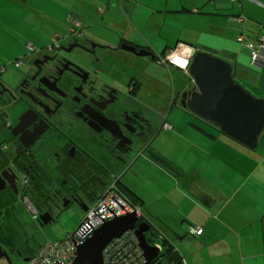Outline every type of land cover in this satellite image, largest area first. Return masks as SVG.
<instances>
[{
    "label": "crops",
    "instance_id": "1",
    "mask_svg": "<svg viewBox=\"0 0 264 264\" xmlns=\"http://www.w3.org/2000/svg\"><path fill=\"white\" fill-rule=\"evenodd\" d=\"M30 8L22 0H0V43L11 40L15 44L17 35L23 41V45L18 43L16 55L0 54V68L4 67L1 76L16 73L18 68L17 78L21 76L25 68L13 61L22 58L18 57L21 52L28 53L27 44L35 47L28 54L47 51L41 46L44 50L36 52L39 46L31 38H57L62 22L69 28L72 20L78 19L86 29L81 28L79 38L98 44L99 55H116L131 63L134 54L107 48L126 42L156 55L152 60L162 72L175 69L187 77V84L173 79L170 87L142 70L132 74L133 102L149 108L160 129L165 130L164 122L172 126L164 139L169 148L179 147V156L178 160L167 159L158 150L148 151V145L139 148L131 169L153 188L143 194L142 188L124 186L135 194L136 205L150 215L142 217L162 230L161 240L177 252L181 264H264V136L250 148L195 115L164 116L165 107L180 106L178 97L190 85V77L173 65L159 62V56L179 43L191 45L231 62L235 78L253 95L264 97V63L253 65L249 49L237 41L242 32L250 40L264 34V0H36ZM238 15L244 20L237 21ZM27 18L29 30L22 31L19 25ZM98 28L109 38L94 35ZM114 67L109 60L101 61V77L121 80L131 75ZM150 96L157 98L153 101L158 106L152 103L156 108L148 104L152 102ZM146 152L162 168L160 171L150 163L151 177L137 161ZM191 227H202V234H191ZM160 245L162 251L164 245Z\"/></svg>",
    "mask_w": 264,
    "mask_h": 264
},
{
    "label": "flooded vegetation",
    "instance_id": "2",
    "mask_svg": "<svg viewBox=\"0 0 264 264\" xmlns=\"http://www.w3.org/2000/svg\"><path fill=\"white\" fill-rule=\"evenodd\" d=\"M76 42L88 52L72 55L78 49L73 48L36 53L14 86L0 75V113L17 100L24 103L15 123L3 122L10 140L0 141V253L16 251L25 258L41 245L26 246L31 250L27 254L26 247H17L18 236L8 232L11 213L6 202L28 210L29 200L28 211L41 226L72 204L84 211L93 204L94 185L118 176L131 164L130 154L146 149L154 134L153 113L133 102V75L114 83L100 74L103 60L114 68L123 62L127 70L132 61L99 55L96 43L71 41ZM31 133L36 135L32 142ZM12 230L17 234L20 228L14 223Z\"/></svg>",
    "mask_w": 264,
    "mask_h": 264
},
{
    "label": "water",
    "instance_id": "3",
    "mask_svg": "<svg viewBox=\"0 0 264 264\" xmlns=\"http://www.w3.org/2000/svg\"><path fill=\"white\" fill-rule=\"evenodd\" d=\"M73 48L88 52L77 42L69 44L67 48L60 47V50L71 51ZM107 48L132 53L135 57H149L151 60L157 57L147 49H137L126 42L114 47L108 45ZM187 74L190 77V85L180 92V107L247 147H255L264 136V97L253 95L235 78L231 62L204 51L198 50L194 54L189 62ZM112 81L121 82L113 78ZM26 114L20 117L19 124L13 129L14 135H17L16 129L22 124ZM35 137L36 135L31 133L30 142ZM25 145L28 146L26 143ZM124 164L126 165L125 161ZM129 166L128 163L121 171L120 177L127 172ZM86 209L84 208V211ZM153 227L155 225L146 219L141 220L136 213L113 218L94 230L86 240L78 245L72 264H102L103 248L112 239L121 236L126 231H133L143 251L145 264H150L160 253L159 248L150 244L146 239L145 233ZM2 257L8 259L7 253L1 252L0 258ZM24 260L28 261V258Z\"/></svg>",
    "mask_w": 264,
    "mask_h": 264
},
{
    "label": "rangeland",
    "instance_id": "4",
    "mask_svg": "<svg viewBox=\"0 0 264 264\" xmlns=\"http://www.w3.org/2000/svg\"><path fill=\"white\" fill-rule=\"evenodd\" d=\"M36 2V0H22V3H24L25 5H28V7H31L30 9H33V5ZM35 8V7H34ZM26 15V13L24 14ZM29 24H30V20L27 18L25 20L24 23H20L19 25V29H21L22 31H28L29 30ZM62 27H60L58 29V34H57V38L54 37V35L52 36H48L44 39V35L42 38H39L38 35L36 33H34V36L38 37L37 39L35 38H31V40H33V44H35V46H39L38 47V51L39 52L41 50H44L45 47L48 44H51L52 42H58L59 48L56 50H60V47H68V45L70 44L71 38L72 37H68V29L66 28L67 24L65 22H62ZM82 30H86L84 28H82ZM39 29L37 28L35 30V32H38ZM95 33V32H94ZM94 35H97L98 38H109L107 36L106 33H104L103 30L101 29H96V33ZM14 39H16L14 42L15 44L10 40V41H6L3 40L0 43V54L1 55H16L17 53V49H18V43H20L21 45H23V41L18 39V35L14 37ZM48 39V40H46ZM36 40H39V42H36ZM25 46V44H24ZM41 46L44 47V49H41ZM28 51V50H27ZM35 52V53H36ZM25 51H23V53L21 52L18 56L21 59H18L21 61L22 63V69H27V65H29L30 61L33 59L34 57V53L28 54L25 53L26 56L23 57ZM78 53H82V50L79 49H75L72 52V55H78ZM116 56V55H115ZM134 61H132V65L135 64V68L134 69H130L127 70L125 63H119L117 64V70L121 69L123 72H127V73H131V74H135L137 70H142L145 74H149L151 76H153L154 78H158L160 80H162L164 83H166L168 86L171 87L172 85V81L173 79L175 80H180L182 81V83L187 84L188 83V79L187 77H185L181 72H177L175 71V69H171L170 73L163 71V68L161 66H157L155 60H151L148 59L147 57H133ZM137 60H136V59ZM114 66V65H112ZM24 69V70H25ZM136 69V70H135ZM16 73H5L2 76L4 77V79L10 83V85L14 86L17 83V72L19 71L18 69H15ZM23 70V72H21V75L25 72ZM13 74V75H12ZM16 75V76H15ZM19 78V77H18ZM184 79V82H183ZM121 83V82H120ZM124 90V87H123ZM149 101H152L151 103L148 102V104H150V106L154 107L158 106V102H155L157 100V98L155 96H150L148 98ZM155 100V101H153ZM152 103L154 105H152ZM24 108V103L20 100H17L11 104H9L8 106H5L2 110V113H0V141L2 140H10V135L8 133V128H5L3 126V122L8 121L10 123V125H12L13 123L16 122L17 118L19 117V115L21 114V112L23 111ZM156 108V107H154ZM164 105L160 106V109H163ZM159 109V108H158ZM155 112V111H154ZM164 112V116L169 115L172 117L175 113L177 115L180 116H194L192 113H190L187 110L182 109L180 106L178 105H169L167 107H165L163 109ZM152 113V112H151ZM156 113V112H155ZM185 114V115H184ZM158 126V127H157ZM155 127H157L156 129V134L154 133V138L150 137L147 141H148V151L150 150H158L157 152L160 153V155L166 157L168 159L169 156H171V158L178 160V156H179V147H171L169 148L168 144L165 142L164 137L165 136H169V131L160 129L159 125L156 124ZM159 129V130H158ZM153 138V139H152ZM166 138V137H165ZM167 139V138H166ZM151 141V143H150ZM139 149H136L135 151H133L130 156V159H135V157L138 155ZM168 154V155H167ZM139 163H143L142 165L145 168V171L147 172V175L149 177L150 176V171H151V164H154L155 167L159 168L160 171L162 170V168L155 164L156 162H154L151 157L149 156L148 152L145 153L144 156H140L137 160ZM137 172L133 169H131V167L129 168V170H127V172L123 173L121 176V184L122 185H126V186H132V187H136L137 189L142 188L141 191L144 192H148L150 190H152V186L148 187L146 186L145 182L140 180L139 178H137ZM144 180V179H143ZM148 183V182H147ZM6 204L8 205V211L11 213L10 218L7 220V227H8V232L12 233L13 235H15L16 237L18 236V241H17V247L20 249H24L26 246L30 247L31 249H36V247L39 244H42L46 241H55L58 240L60 238H63L68 232H72L81 222V220L83 219V217L85 216V212L83 211V209L78 205V204H72L71 206H69L68 208H66L65 210H63L62 212H60L59 214L56 215L55 218H53V221L45 226H41L37 220H35V218L33 217V214L31 212H29L27 209L19 208L18 206H12L9 203L6 202ZM10 205V206H9ZM27 205L30 206L32 205L30 203V201H27ZM31 207V206H30ZM141 208V207H140ZM142 214H144L146 217L150 218L149 213L146 211V209L143 207V209H141ZM12 222V223H11ZM16 223V225H18V227L20 228L19 232L16 234V232L14 230H12L13 228V224ZM148 238L151 240L152 244H155L156 242L159 244H162V246L164 245L163 242L161 241V239L159 237L154 236L152 233H150L148 235ZM34 247V248H32ZM31 252V250H29L27 247L25 249V251H23V254H27ZM7 257H2L0 258V264H28V262L24 261V257L18 256L16 254V251H7Z\"/></svg>",
    "mask_w": 264,
    "mask_h": 264
},
{
    "label": "built area",
    "instance_id": "5",
    "mask_svg": "<svg viewBox=\"0 0 264 264\" xmlns=\"http://www.w3.org/2000/svg\"><path fill=\"white\" fill-rule=\"evenodd\" d=\"M232 1L234 2L236 0ZM236 20L243 21L244 17L238 15L236 16ZM71 24L72 26L68 29V36L79 38L81 36V22L78 19H74ZM237 41L249 49L250 60L253 65H261L264 63V34H260L254 40H250L247 34L242 32L238 35ZM26 48L28 52L35 51V47L31 43L27 44ZM58 48V42L48 44L45 47L50 52L56 51ZM197 51L198 49L191 45L179 43L175 49L170 50L163 56H159V62L168 63L187 73L189 62ZM180 52H185L187 55L184 57L181 65H178L177 61H179V58L177 56ZM13 62L15 65L21 63L20 60ZM3 71L4 67H1L0 72ZM162 128L171 130L172 126L164 122ZM118 176L112 178L110 183L98 192L96 200L89 206L85 216L72 232H68L63 238L58 240L42 243L28 257V264H72L76 257L78 245L105 222L130 213H136V216L141 218L142 212L140 206L131 204L118 192L115 186L118 181ZM26 207L30 210L27 204ZM190 232L195 236H199L202 234L203 229L201 227H191ZM158 237L162 239L164 236L162 233H158ZM152 245H156L159 251H161L160 244L155 243ZM101 255L102 264H145L146 262L143 251L133 231H126L121 236L112 239L103 248Z\"/></svg>",
    "mask_w": 264,
    "mask_h": 264
},
{
    "label": "trees",
    "instance_id": "6",
    "mask_svg": "<svg viewBox=\"0 0 264 264\" xmlns=\"http://www.w3.org/2000/svg\"><path fill=\"white\" fill-rule=\"evenodd\" d=\"M220 132L223 133L222 131H220ZM223 134H225V133H223ZM225 135L228 136L227 134H225ZM228 137L231 138L230 136H228ZM231 139H233V138H231ZM233 140H235V139H233ZM236 142H238V141H236ZM238 143H240V142H238ZM240 144H242V143H240ZM242 145H244V144H242ZM75 175H76V171H75ZM120 178L121 177L118 176V181L116 182V185H115L118 192L121 193L131 204L136 205L138 203V201L136 199H134L135 194L132 191H130L127 187H125L124 185H122L120 183ZM111 180H112V178L111 179L107 178L105 181H103V179H102L101 181L97 182V184L94 185L96 192H94L93 203L97 198L98 192H100L106 185H108ZM122 191L126 192L127 196L125 194H123ZM141 219H144V218L141 217ZM153 228H154V230H153ZM153 228L150 231L145 233L146 239L148 242H151V240L148 238V235L150 233H152L154 236L158 237V233H161V231H162L159 227L155 226ZM161 241L164 244V249L159 253L158 257L155 260H153L150 264H155L156 262H157V264H181V260H180L179 255L177 254L176 251H174V249L171 247V245L168 244L167 242H165L164 240H161Z\"/></svg>",
    "mask_w": 264,
    "mask_h": 264
},
{
    "label": "bare ground",
    "instance_id": "7",
    "mask_svg": "<svg viewBox=\"0 0 264 264\" xmlns=\"http://www.w3.org/2000/svg\"><path fill=\"white\" fill-rule=\"evenodd\" d=\"M179 55L177 56L179 58V61H177L178 65H181L182 61L184 60V57L187 55L185 52H180L178 53Z\"/></svg>",
    "mask_w": 264,
    "mask_h": 264
}]
</instances>
